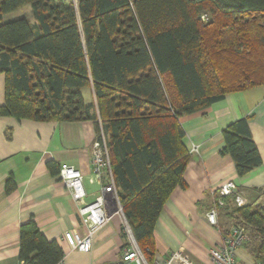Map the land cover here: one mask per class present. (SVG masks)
<instances>
[{
  "label": "trees",
  "instance_id": "16d2710c",
  "mask_svg": "<svg viewBox=\"0 0 264 264\" xmlns=\"http://www.w3.org/2000/svg\"><path fill=\"white\" fill-rule=\"evenodd\" d=\"M24 6L33 23L3 21ZM0 72V116L95 122L123 217L153 264V227L163 202L185 185L180 118L264 84V0H0ZM87 86L94 102L81 95ZM247 124L241 117L222 130L220 152L238 176L261 164ZM13 187L10 178L6 190ZM233 199L221 197L218 205L215 194L212 201L231 227L243 225L249 237H259L251 249L264 260L263 209ZM63 255L33 220L20 226V264H56Z\"/></svg>",
  "mask_w": 264,
  "mask_h": 264
},
{
  "label": "crops",
  "instance_id": "0c3cea01",
  "mask_svg": "<svg viewBox=\"0 0 264 264\" xmlns=\"http://www.w3.org/2000/svg\"><path fill=\"white\" fill-rule=\"evenodd\" d=\"M4 91L5 76L0 72V106ZM81 92L86 102H94L92 86ZM241 117L248 118L251 138L261 157V164L244 176L236 175L231 157L220 152L224 145L222 130ZM180 123L188 153L185 185L174 188L163 202L153 227L154 259L183 249L191 264H214L208 250L220 243L217 225L231 228L221 211L216 212V226L206 219L218 187L233 181L245 191L250 206L264 211V84L228 93L203 111L183 115ZM97 137L93 120L34 121L0 116V264H20L19 229L30 219L47 240L61 246L62 264H108L119 257L120 247L127 241L119 214L94 235L90 252L71 249L63 239L64 231L83 237L86 229L77 218V204L58 169L62 164L77 169L83 176L86 201H92L100 190L90 156L91 143ZM50 162L54 163L53 169L48 167ZM10 178L14 187L7 191ZM247 237L237 249L238 264L256 260L251 248L259 237Z\"/></svg>",
  "mask_w": 264,
  "mask_h": 264
},
{
  "label": "built area",
  "instance_id": "2783aa9c",
  "mask_svg": "<svg viewBox=\"0 0 264 264\" xmlns=\"http://www.w3.org/2000/svg\"><path fill=\"white\" fill-rule=\"evenodd\" d=\"M75 1V0H73ZM106 140L101 133L92 144L91 163L95 180L100 182V190L92 201H86V192L83 187V176L73 166L62 164L59 170V177L64 182L72 199L77 207V215L80 223L85 227V235L79 236L74 231H64L63 239L71 249L80 252H90L94 235L107 223L114 214H119L122 220L123 229L127 235L120 247L119 257L108 264H149L141 253L136 241L131 235V229L123 217L122 207L119 203L113 177L111 175L108 148ZM92 180V179H91ZM89 180V181H91ZM260 192V191H258ZM233 195L238 206L250 205L247 194L238 188L233 181H226L218 187V205H223L221 197ZM217 207L212 205L205 213L209 224L216 226ZM247 230L243 225H233L227 233L220 232V243L214 248L211 247L209 257L214 264H238L237 249L242 247L248 240ZM56 264H62V260ZM153 264H191L190 257L183 252V249L170 251L167 256L158 260L154 259ZM251 264H264V260H255Z\"/></svg>",
  "mask_w": 264,
  "mask_h": 264
},
{
  "label": "rangeland",
  "instance_id": "374dc122",
  "mask_svg": "<svg viewBox=\"0 0 264 264\" xmlns=\"http://www.w3.org/2000/svg\"><path fill=\"white\" fill-rule=\"evenodd\" d=\"M21 17L27 18L30 22L33 21L34 18L32 16L31 8L29 6H24V7L20 8L19 10L5 14L3 16V21L6 22V21L17 19V18H21ZM123 235L125 236V238L127 240V235H126L125 231H124ZM130 264H133V263H130Z\"/></svg>",
  "mask_w": 264,
  "mask_h": 264
},
{
  "label": "water",
  "instance_id": "95a60500",
  "mask_svg": "<svg viewBox=\"0 0 264 264\" xmlns=\"http://www.w3.org/2000/svg\"><path fill=\"white\" fill-rule=\"evenodd\" d=\"M131 235H132V232H131ZM132 237H133V235H132ZM133 239H134V237H133ZM135 240V239H134Z\"/></svg>",
  "mask_w": 264,
  "mask_h": 264
}]
</instances>
